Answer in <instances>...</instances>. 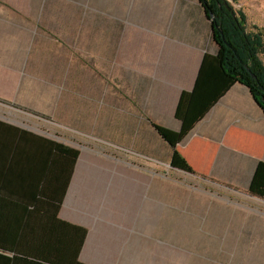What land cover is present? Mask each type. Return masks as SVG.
<instances>
[{"label": "crops", "instance_id": "1", "mask_svg": "<svg viewBox=\"0 0 264 264\" xmlns=\"http://www.w3.org/2000/svg\"><path fill=\"white\" fill-rule=\"evenodd\" d=\"M212 24L200 0H0V264H264V110Z\"/></svg>", "mask_w": 264, "mask_h": 264}, {"label": "trees", "instance_id": "2", "mask_svg": "<svg viewBox=\"0 0 264 264\" xmlns=\"http://www.w3.org/2000/svg\"><path fill=\"white\" fill-rule=\"evenodd\" d=\"M204 11L214 17V42L218 45L216 60L224 78L241 83L264 110V28L248 23L247 15L235 10L238 0H200ZM163 137L165 133L159 130ZM68 153L63 177L52 203L55 215L61 209L65 193L73 177L79 151L61 146ZM85 232V230L83 229Z\"/></svg>", "mask_w": 264, "mask_h": 264}, {"label": "rangeland", "instance_id": "3", "mask_svg": "<svg viewBox=\"0 0 264 264\" xmlns=\"http://www.w3.org/2000/svg\"><path fill=\"white\" fill-rule=\"evenodd\" d=\"M235 10L244 11L251 26L257 25L264 28V0H238L235 4ZM264 59V58H263ZM189 261H195L197 264H203L206 261L203 258H183L182 264H189Z\"/></svg>", "mask_w": 264, "mask_h": 264}, {"label": "water", "instance_id": "4", "mask_svg": "<svg viewBox=\"0 0 264 264\" xmlns=\"http://www.w3.org/2000/svg\"><path fill=\"white\" fill-rule=\"evenodd\" d=\"M210 17H211L212 20L214 19V17L211 14H210ZM212 27H213V30H214L215 27L214 26H212Z\"/></svg>", "mask_w": 264, "mask_h": 264}]
</instances>
